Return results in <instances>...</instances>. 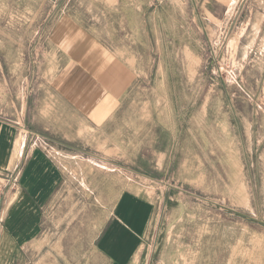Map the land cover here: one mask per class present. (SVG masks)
I'll use <instances>...</instances> for the list:
<instances>
[{
    "label": "rangeland",
    "instance_id": "1",
    "mask_svg": "<svg viewBox=\"0 0 264 264\" xmlns=\"http://www.w3.org/2000/svg\"><path fill=\"white\" fill-rule=\"evenodd\" d=\"M63 23L138 80L78 106L103 115L79 132L66 106L63 180L9 264H103L95 238L125 190L153 201L145 237L165 262L264 264V0H0V115L24 108L25 83L77 77Z\"/></svg>",
    "mask_w": 264,
    "mask_h": 264
},
{
    "label": "crops",
    "instance_id": "2",
    "mask_svg": "<svg viewBox=\"0 0 264 264\" xmlns=\"http://www.w3.org/2000/svg\"><path fill=\"white\" fill-rule=\"evenodd\" d=\"M64 24L53 38L76 62L69 64L77 77L63 75L60 70L54 81L25 83L28 91L20 104L24 108H15L12 117L0 115V264L12 262L19 249L43 232L46 207L63 180L55 157L67 152L66 106L76 109L70 121L80 123L79 132L81 122L98 121L103 115L85 114L78 106L90 110L98 105V96L119 100L138 80V73L108 47L73 23H68L67 34ZM34 91L43 94L38 97ZM30 96L35 98L30 101ZM230 164L232 171L235 167ZM154 211L153 201L135 191L119 195L94 242L103 264H171L160 252L157 255L145 237Z\"/></svg>",
    "mask_w": 264,
    "mask_h": 264
},
{
    "label": "bare ground",
    "instance_id": "3",
    "mask_svg": "<svg viewBox=\"0 0 264 264\" xmlns=\"http://www.w3.org/2000/svg\"><path fill=\"white\" fill-rule=\"evenodd\" d=\"M230 165H231V164H230ZM230 165H229V166H230ZM232 169H233V168H232Z\"/></svg>",
    "mask_w": 264,
    "mask_h": 264
}]
</instances>
